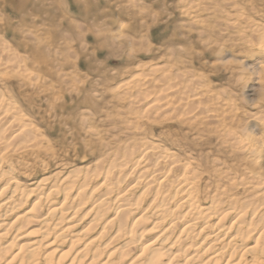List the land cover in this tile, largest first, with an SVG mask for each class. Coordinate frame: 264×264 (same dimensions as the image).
Listing matches in <instances>:
<instances>
[{"label":"bare ground","instance_id":"obj_1","mask_svg":"<svg viewBox=\"0 0 264 264\" xmlns=\"http://www.w3.org/2000/svg\"><path fill=\"white\" fill-rule=\"evenodd\" d=\"M248 24L264 54V26ZM0 49L1 76L4 60L28 74ZM140 69L112 89L120 126L103 135L86 119L92 155L51 172L29 159L41 130L0 88V264H264V107L259 131L222 117L205 153L153 125L191 124L210 102L224 112L223 99L167 65Z\"/></svg>","mask_w":264,"mask_h":264},{"label":"rangeland","instance_id":"obj_2","mask_svg":"<svg viewBox=\"0 0 264 264\" xmlns=\"http://www.w3.org/2000/svg\"><path fill=\"white\" fill-rule=\"evenodd\" d=\"M248 22L264 26V0H0V40L28 71L22 75L16 63L1 61L8 73L0 74V88L10 91L44 140V154L29 159L38 170L44 159L45 172L88 159L94 149L88 144L97 138L84 128L86 119L103 135L120 126L112 89L158 64L201 80L226 104L224 112L213 102L203 105L208 114L191 124L153 125L178 134L170 141L216 150L219 138L208 129L225 116L259 131L252 115L264 107L258 65L264 54L251 47Z\"/></svg>","mask_w":264,"mask_h":264}]
</instances>
